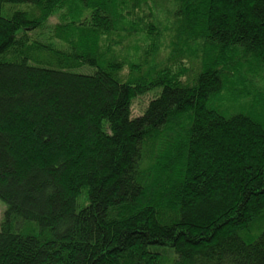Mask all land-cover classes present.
I'll return each mask as SVG.
<instances>
[{
  "label": "trees",
  "instance_id": "trees-1",
  "mask_svg": "<svg viewBox=\"0 0 264 264\" xmlns=\"http://www.w3.org/2000/svg\"><path fill=\"white\" fill-rule=\"evenodd\" d=\"M0 202V264H264V0H0Z\"/></svg>",
  "mask_w": 264,
  "mask_h": 264
},
{
  "label": "rangeland",
  "instance_id": "rangeland-1",
  "mask_svg": "<svg viewBox=\"0 0 264 264\" xmlns=\"http://www.w3.org/2000/svg\"><path fill=\"white\" fill-rule=\"evenodd\" d=\"M57 20L56 18L55 19H52V23H55ZM151 60V59H150ZM139 63H141V58L139 59ZM151 95H146L144 97H141L139 99H136L134 101V105H133V116H139L142 114L143 110L146 108V105L148 103V101L151 99ZM228 100H226L225 102H227ZM234 111H236V109H232ZM3 204L0 202V220H1V217H2V212L4 210V207L2 206ZM264 227L262 228H258V227H254L253 230L249 233H247L246 235H244V237L252 240L254 238H256L259 233L261 232V230H263Z\"/></svg>",
  "mask_w": 264,
  "mask_h": 264
}]
</instances>
